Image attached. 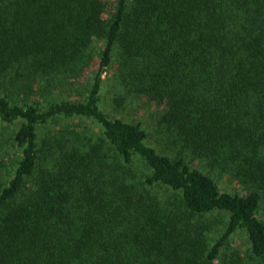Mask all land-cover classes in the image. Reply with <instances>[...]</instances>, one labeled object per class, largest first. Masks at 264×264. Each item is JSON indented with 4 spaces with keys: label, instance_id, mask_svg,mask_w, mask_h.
Wrapping results in <instances>:
<instances>
[{
    "label": "trees",
    "instance_id": "obj_1",
    "mask_svg": "<svg viewBox=\"0 0 264 264\" xmlns=\"http://www.w3.org/2000/svg\"><path fill=\"white\" fill-rule=\"evenodd\" d=\"M92 62L83 99L41 106ZM113 66L115 106H162L171 154L101 108ZM71 118L99 134L39 137ZM16 124L13 165L0 154V264H264V0H0V125Z\"/></svg>",
    "mask_w": 264,
    "mask_h": 264
},
{
    "label": "rangeland",
    "instance_id": "obj_2",
    "mask_svg": "<svg viewBox=\"0 0 264 264\" xmlns=\"http://www.w3.org/2000/svg\"><path fill=\"white\" fill-rule=\"evenodd\" d=\"M99 45L100 43H98V41H94V43H92L90 46L95 47L94 51L96 52ZM96 69H97L96 62L95 63L92 62V64H90V66L85 69V71L80 77L74 78L73 76H71L69 78V83H68V88L73 89L71 91H69L67 87L63 89L62 86H58L55 89H52L51 91L45 90L43 92H39L38 94L36 93L37 95H40L38 100L42 102L41 106L46 104L45 99L51 101L55 99L54 97L58 95L64 98L69 97L70 99L73 100L83 99L87 94V90L89 89V86L92 82V78L94 75V71ZM101 79H102V83H101L102 87L99 92V96H100L99 101L101 108L111 117H119L128 122L139 123L148 133V137H147L148 144H150L152 147H154L156 150L160 152L171 154L163 146L164 134L157 124V116L159 115L162 106L156 104L155 102H150L148 100H145L144 98H138L136 100H133L132 97H129L128 99L122 102L118 100L117 103H119V105L115 106L116 103L114 102L115 99L114 95L118 94L121 88H119L120 87L119 83L118 84L116 83L117 80L114 76V66L107 69L106 71H103L101 73ZM28 83L29 82L27 79H24L20 82V84L26 86L27 88L29 86ZM34 89L37 92L36 87H34ZM73 92H76L78 94L76 93L73 94ZM8 93L11 95L10 91ZM12 96L17 98L18 95L15 96L14 94H12ZM20 97H22V95ZM78 124H80V126L83 128V131L80 129V126ZM57 125L77 126L76 129L79 131V133L73 136V138L77 140L75 141L76 143H85L86 139L83 138L82 140H80V136H83L85 134H87V137L92 136L94 138H96L97 134H99L98 132L99 130L97 129V127H95L89 120L71 118V119H62L58 121L54 120L51 121L50 123H47L45 127L43 128L41 127L39 129V137L41 138L49 135L51 130H56L57 128H59V126ZM15 126H17V124L10 126L0 125V142H1L0 154L3 153L2 155L5 161L7 163H10L7 167L13 165L15 157L19 154V152H17L15 148L11 145L12 134L15 132V128H16ZM49 139H51L50 135H49ZM68 143H70V141ZM89 145L90 143H88V147ZM212 176L218 182V186L220 187V189L228 192L240 191L239 186L233 180H230L228 176L218 175L214 173L212 174ZM245 191H246V187L244 186V193ZM257 215L261 220L264 221V205H262V207L260 206ZM208 217L214 219L212 216H208ZM204 218H207V216ZM216 218H217L216 227L219 228L223 226V221L225 220V216L220 215V216H216ZM214 237L215 235L210 236V238H214ZM234 238L235 241H233V243L236 246H240L243 248L245 247V244L247 243L245 236L243 237V235L241 234H236Z\"/></svg>",
    "mask_w": 264,
    "mask_h": 264
}]
</instances>
